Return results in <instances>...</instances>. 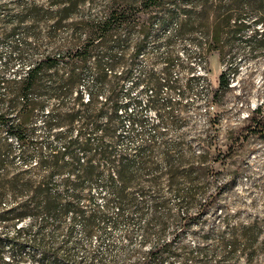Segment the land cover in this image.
Listing matches in <instances>:
<instances>
[{"label": "rangeland", "instance_id": "rangeland-1", "mask_svg": "<svg viewBox=\"0 0 264 264\" xmlns=\"http://www.w3.org/2000/svg\"><path fill=\"white\" fill-rule=\"evenodd\" d=\"M33 1L36 0H0V35L5 36L0 51L5 57L17 46L24 53L25 61L15 62L7 75L19 71L22 76L30 60L49 58L43 66L40 98L44 105L42 112H50L52 123L57 124L53 132L72 140L80 135V142L84 141L83 104L97 90L96 77L103 72L113 76L129 71V80L121 83L117 101L126 105L128 113L135 111L140 115L142 112L143 122L130 131L122 109V125L115 133L114 146L119 155L124 150L133 155L136 146L154 147L150 149L148 168L139 172L131 183L140 184L150 194L155 188L154 195L165 201L175 216L181 210L177 208L174 189L193 186L204 190L197 195V203L212 196V206L201 216V222L193 226L196 233H202L201 223L204 230L214 228L227 239L235 231L237 237L245 238L237 252L243 254L238 259H224L223 264H264V47L254 48L249 42L264 28L257 21L264 18L263 12L243 17L241 21L246 28L241 39L234 41L231 53L226 54L225 49V55L221 56L216 51H207L210 44L207 24L184 27L186 18L172 6L149 9L141 6L144 0H87L68 18L55 24L33 22L23 12ZM183 7L187 11L193 9L190 4ZM114 9L127 11L116 13ZM19 17L24 18L19 20ZM118 58L122 62L110 68V62ZM2 62L0 58V65ZM223 74L227 86L220 85ZM149 76L157 79L158 88L148 85L141 90V85L136 86L137 79ZM108 91L109 85L104 84L103 91L94 98L96 112L105 107L97 117L101 124L109 114L110 106L105 103ZM135 95L140 101L137 108L129 102ZM43 118L41 114L36 117L37 127ZM154 131L158 136L149 143ZM10 143L17 153V142ZM168 145L174 149L169 152L170 158L164 155ZM76 156L80 162L86 160L81 153ZM36 161L32 159V163ZM136 168L137 165L131 166L130 173ZM177 170L195 175L197 181L166 174ZM156 175H160L158 182L151 183ZM30 176L34 181L49 177L51 194L66 199L63 180L69 177L75 181V176L68 172L57 174L34 169ZM86 185L90 187L83 192L86 199L93 196L102 205L100 183L92 181ZM134 185L128 191L137 203H143L147 217L151 198L140 196ZM77 191L80 194V183ZM83 202L89 211L92 204L85 200L79 204ZM197 209L198 206L191 212L196 213ZM58 219L49 216L41 234L37 233L35 224L28 238L44 237L48 248L69 254V261L78 264L84 261L88 253L85 251L94 254L96 264L134 261L129 252L139 249L143 221L135 225L130 242L125 244L121 228L111 231L107 241L97 233L85 237L79 217L72 212L62 213ZM169 238L170 233L166 236ZM29 250L36 253L35 248L29 247L23 253L28 254ZM142 253L143 249L136 255V261ZM214 259L222 258L216 254L209 264H214ZM22 264L36 263L24 261Z\"/></svg>", "mask_w": 264, "mask_h": 264}, {"label": "trees", "instance_id": "trees-1", "mask_svg": "<svg viewBox=\"0 0 264 264\" xmlns=\"http://www.w3.org/2000/svg\"><path fill=\"white\" fill-rule=\"evenodd\" d=\"M38 1L42 0L33 1L29 8H23V12L33 22L53 21L59 24L87 0ZM186 3L190 4L194 10L187 11L183 7L188 5ZM141 6L149 9L172 6L174 11L183 13L186 18L184 27L188 26L187 28L196 23L207 24L210 43L207 51H216L221 56L231 53L234 41L241 39V34L246 28L245 23L241 21L243 17L261 12L264 14L262 11L264 0H144ZM112 11L124 13L127 10ZM23 18L19 17V20ZM257 21L264 26V18H259ZM100 36L103 37V35ZM4 39L5 36L0 35V43ZM249 42L254 48L264 47V28L260 34L256 32ZM225 49L227 51L224 53ZM77 54L80 55V52ZM199 55H202L201 50ZM0 58L3 59L0 65V264H22L24 261L36 264H78L69 261L71 258L69 254H62L57 249L48 248L44 237L28 238L35 224H37V233L41 234L49 216L59 221L60 214L67 212H72L79 217L85 237L90 238L97 233L100 238H107L109 241L111 231L121 228L125 244L130 242L135 225L143 221L139 249L129 252L134 258L131 264H209L216 254H220L222 259H214V264H223L224 259L232 260L241 257L243 253L240 252L238 255L237 252L241 240L245 238L237 237L235 231L230 232V238L227 239L217 233L214 228L204 230L202 223L200 224L202 233H196L193 229L194 225L201 222V216H204L212 206V196L201 204L197 203V195L204 190H198L193 186L174 189L177 208L181 210V213L175 216L169 212L167 203L154 195L157 192L155 188L150 194L140 184L131 183L139 172L148 168L151 163L150 149L154 147L136 146L133 155L126 153L125 150L122 155H119L114 146L115 133L122 125V109L128 119L126 125L130 131H134L135 126H142L143 122L142 112L140 115L135 111L128 113L126 105H121L117 101V96L122 89L121 83L129 80V71L113 76L103 72L96 77L97 90L92 91L87 96L86 104H83L85 107L82 115L85 122L82 132L84 141L80 142V135L72 140L62 133L55 134L53 128L57 124L52 123L53 116L50 112H42L44 106L40 98L43 90L42 71L49 58L42 56L41 59L30 60V66L22 76L19 71L7 75V71L9 72L15 62L25 61L22 49L13 46L11 53L5 57L0 51ZM121 62L119 58L112 60L110 68H115ZM71 81L69 82L72 84ZM104 84L109 85L105 103L110 107L105 122L101 124L98 123L97 117L100 111L103 113L105 107L96 112L94 98L103 91ZM139 85L143 90L148 85L158 88L159 84L157 79L149 76L137 79L136 86L139 87ZM220 85H228L225 74L220 77ZM63 86L65 84L58 90ZM129 102L136 108L140 105L137 95L129 98ZM40 114L44 118L41 125L37 127L35 120ZM156 136L158 135L154 131L149 138V143H153ZM11 140L18 144L17 153L13 150ZM172 150H174L173 146L168 145L164 154L166 158H170L169 152ZM78 153H81L86 160L80 162L76 156ZM33 158L37 159L35 163H32ZM134 165H137V168L130 173L132 172L130 167ZM34 169L39 172L73 174L75 181H71L69 177L63 180V185L67 188H65L67 199L62 195L51 194V188L48 187L51 183L49 177L34 181L30 176ZM170 172L166 174L180 176L191 182L197 181L195 175L193 177L185 170L180 173L178 170ZM159 178L160 175L154 176L151 183H157ZM92 181L100 183L103 192V195H100L103 200L102 205L97 204L93 196L86 199L83 193L90 188L86 184ZM79 183L80 194L77 191ZM133 185L140 196L149 195L151 198L150 213L147 217L143 203H137L133 193L128 191ZM84 200L92 204L89 211L84 202L79 204V201ZM196 206L198 211L191 212ZM26 220L28 223L25 222ZM19 223L22 224L19 225ZM168 233L170 238L166 239ZM213 236H215V242L212 243ZM146 245L147 248L144 249ZM107 246L110 248L111 243ZM26 247L35 248L36 253L31 250L28 254L23 253ZM141 249H143L142 256L139 261H136L135 257ZM85 252L88 253L82 263L96 264L94 254ZM251 254L253 252L248 257Z\"/></svg>", "mask_w": 264, "mask_h": 264}]
</instances>
